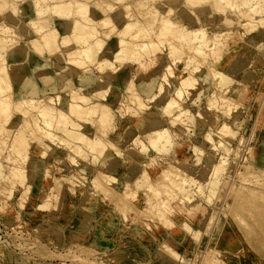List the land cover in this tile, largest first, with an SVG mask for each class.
I'll list each match as a JSON object with an SVG mask.
<instances>
[{"label": "rangeland", "instance_id": "obj_1", "mask_svg": "<svg viewBox=\"0 0 264 264\" xmlns=\"http://www.w3.org/2000/svg\"><path fill=\"white\" fill-rule=\"evenodd\" d=\"M95 1L99 0H89V4ZM134 1L136 0H110V5L113 6V8L109 6L111 8L109 13L113 15L111 25L116 28L112 27L116 32L114 31V33L112 30L109 34V25L107 26L108 29L105 27L108 22H105L106 25L102 20H100V24L98 22L99 32L102 34L104 30L103 33L108 31V34H104L106 38L103 37L106 42L103 39L93 40L97 43L94 45L98 51L97 58L86 55V52L81 50L82 46L77 42L76 36L74 37V34L70 35L69 33L64 35L70 41L72 40L73 51H67V48L60 46L61 50L58 48L59 51L56 50L55 53L46 52L49 47L48 38L50 39L51 36L58 33L60 39L61 33L66 30V25L72 20L74 21L73 18L86 15L85 10L75 6V10L83 11L82 13L77 11V13L74 6H70V10L73 8L74 11H67L69 15L66 12L63 13L67 15L65 19L64 15L55 8V0H5L4 2L8 3V6L5 9L0 8V40L3 44H0V49L3 51L2 46L4 48V44L8 50L25 48L33 56L28 57L21 69L9 68L8 72L12 73L9 72L11 79L9 82L6 81L8 86L14 85L21 71L31 72L34 66H47L46 75L50 77L54 74L58 75L56 78L63 85V88L53 93L46 89L42 90L43 93L47 94H43V97L39 98L51 97L48 98L51 104L48 106L42 104L41 108L35 110L36 112L31 118L32 122L36 121V116L40 117L38 118L39 121L37 120L38 125L35 122L34 127L26 126L30 123L29 115H25L24 118L21 116L23 112L19 111L26 110L28 107L34 109V106L30 104L19 106L16 97L8 99L9 93H0L2 99L6 97L5 100L3 99L5 103L0 99L1 106L8 108L11 104L10 107H14V105L17 107V109L14 107L15 110H12L13 108L7 109L10 112L4 108L0 110V116L3 119L0 120V133L3 130L10 131L11 125L16 120V124L24 125V131L23 134L20 133L21 135L16 134L14 139L19 135L20 137L25 136V146L27 147L25 152L22 151L21 154L19 153L20 155H16L9 143L0 141V264H264V18H262L264 17V0H261L263 3L260 4H257L258 1L256 0L246 1L244 5L242 4L244 6L241 9L243 13L239 9L232 10L227 5V10L224 11L229 13L227 15L215 7L212 19L209 20L196 19L193 13L179 10L178 15L187 26L205 29V38L207 37L209 40L206 41L203 38L206 44L202 43L201 45H206V47L198 44V41H202V37L198 41H194L189 37L186 40L183 36V40L182 35H175L174 37L173 34L170 35L169 33L168 35L165 30L162 31L163 35L158 31V34L155 35L157 29H151L152 32L149 30L145 33L138 31L136 27L133 29L130 27V30L123 32L121 30L125 29L123 24L127 21L131 22L132 19L128 13L125 14L126 6L124 5L129 4L131 5L129 7L133 9L135 7ZM155 1L167 4V0ZM209 1L214 2V0ZM101 2L103 3L104 0ZM249 2L252 3L250 6ZM190 4L188 2L186 5L191 6L193 3ZM182 8L181 6L180 9ZM150 9L151 7H143L141 4L135 7L133 10L137 12L135 16L139 19L138 23L136 22L137 25L132 23L133 26H138L139 21L146 20ZM72 12L76 13L75 17L72 16ZM98 12L105 15L107 10L101 7L98 8ZM98 12H92L94 19L99 17ZM121 14L123 15L120 16ZM170 14L172 16L173 13ZM44 16L53 18V24L51 23L50 28L43 24ZM36 18L38 19L36 20ZM63 18L65 25L62 23ZM67 18L72 20L69 22ZM226 18L231 19L229 24L226 22ZM250 18L253 20L263 19V21L260 23L261 25L256 23L253 26ZM39 20L43 23H39ZM33 21L34 24L31 23ZM57 21H62L60 22L61 27ZM63 25L65 27H62ZM50 31L52 32L49 35ZM47 32L48 35H46ZM126 32L127 34H125ZM131 32L134 35L133 38L129 37ZM149 33L150 35L153 34V37H146ZM45 36L49 37L46 39ZM167 38L171 39L168 40ZM173 38L177 40L173 41L175 43L171 42ZM120 39H125L124 42L122 41L123 44L120 43L117 46L119 48H114L118 51L112 52L114 46H112L111 41H120ZM133 39L134 46L137 44L136 47L139 46L138 43L148 44L149 42L147 46L152 49L151 55L154 58L158 54V57L151 58L152 60L147 62V60H142L144 57L136 59L141 56L137 51L135 56L134 53L130 55L122 46H125V43L129 41L131 43ZM152 39L154 43L150 44ZM182 40L188 52L185 51L184 45L180 44ZM189 40H192L193 43ZM93 41L92 44H95ZM58 42L62 45L61 40ZM188 42L191 45L197 44L195 47L192 45L195 50L189 46ZM152 45L160 47H157V50L154 47L156 50L154 52ZM169 45L173 46L170 47ZM199 46L203 47L202 50L207 47L211 48L210 50L209 48L204 51L200 50V52L198 51ZM40 47L45 53L38 51ZM158 48L161 49L158 50ZM180 48L181 50L184 49L183 52H179L183 54V58L185 57L184 61L177 53V51H181ZM189 49L192 51L189 52ZM1 50L0 63H4L6 58ZM212 50H216V52ZM70 52L75 54L76 59L70 57ZM197 52H200L202 56ZM204 52L206 53L204 54ZM169 54L173 57L171 58ZM174 54L177 57H174ZM130 56L135 58L132 60ZM161 56L168 62L169 67L161 62ZM207 56L211 61L207 60ZM196 57H198L197 60ZM204 58L206 63H204ZM174 60L177 61L174 62ZM140 61H143V64L146 63L148 67L146 64L142 66ZM179 61L181 63H177ZM198 62H200L199 65ZM191 65H196L194 67L198 71L193 69L194 67L190 68ZM197 65H201V67L199 68ZM110 67L114 68V71ZM75 68L77 73L74 72ZM143 68L147 69L142 72ZM200 69L202 70L200 71ZM157 71L159 72L157 78H151ZM110 74L117 78L110 83V87L106 88L105 85L108 84L106 80L110 78ZM167 76L175 77L168 78ZM123 78L125 80L131 79L135 86L139 85L142 80H146L147 87L154 90L151 89L153 91L150 97L152 101L151 99L145 100L143 103L141 100L138 101V98H130L125 91L120 92L123 89V83L120 80ZM0 80L2 79L0 78ZM221 82L223 83L221 84ZM158 83L164 86L160 85V88ZM68 85L70 86L67 87ZM93 85L104 89L108 95L106 98L119 99V104H110V101H104L107 107L114 110L117 117L114 120L113 132L107 135L109 140L101 139L102 141H100L101 137L99 138L97 135L94 137V140H97V145L94 143L95 148L91 146V140L77 141L76 144L78 145H76L67 138L70 133L76 134L77 132L87 134L89 137H92L95 131L103 135L99 129L103 122L101 123L102 120L99 117H95V115L89 116L90 118L88 116L80 117V113H75V105H72V108L68 102V98L74 94L73 91L78 93L80 87H84L87 94L96 93ZM77 88L79 89L77 90ZM162 89L164 90L162 91ZM178 90L180 91L178 92ZM138 93V96L144 97L141 92ZM3 94L6 95L3 96ZM166 99L168 101L172 99V102L167 103ZM62 102L64 103L62 104ZM135 103L137 104L134 105ZM120 105L123 106V109ZM49 106L64 111L65 115L60 118H64V123L67 126L72 120L70 123L72 127H68L67 132L60 133V135L59 133L56 134L61 140H58L57 143L56 141L54 143L49 141V137H46L49 136L48 132H50L46 128L50 119L46 118L45 121L43 117L46 113L42 112L47 110V107L49 109ZM135 107L138 108H136L138 111H135ZM146 108H150V111L147 109V116L143 112ZM40 113L43 115L38 116ZM65 117L69 118V120L67 119L68 122ZM41 118L44 121L40 124ZM61 119L58 120L63 122ZM191 119L195 125L188 126V121ZM153 120H156L157 124L154 121L155 126H150L148 121ZM141 124H145L143 128ZM43 127L48 131L44 130ZM161 127L164 128L161 129ZM165 128L171 136L170 139L174 147L169 151L171 154L162 153V155L164 154L162 156L157 153L158 143L156 142H158V138L156 140L154 137H157L158 132L161 133ZM127 131H131L132 135H135L129 148L122 144L123 136ZM41 132L46 133V136L42 137ZM150 132L152 135L149 134ZM61 135L68 140H63ZM134 141L136 143H133ZM47 142L50 144L49 146H45L44 143ZM67 143H72L71 146L68 144L70 148ZM81 143L88 147L91 146L90 153L92 155H87L89 150L86 145ZM80 144L83 146H79ZM93 149L94 151L99 150L96 151L97 153H92ZM81 153L85 155L83 154V156ZM155 153L157 154L155 155ZM94 154L99 155L94 156ZM106 154L116 155L117 157H115L120 160L121 166L113 173L114 176L108 177L110 180L113 178L111 181H108L109 179L105 176L99 178L98 183L97 179L100 175L96 172H98L100 165L97 164L102 158L109 156ZM149 154H153L150 157L156 156L155 160L149 159ZM94 159L99 160L98 163ZM78 160L88 165L89 168L85 172H80L79 165L81 164ZM171 164L172 168L169 166ZM160 173L164 175L162 174L163 176H160L162 178L157 179ZM140 178L141 180H138ZM93 179L97 181L92 182ZM102 179L103 184L101 183ZM146 179H151L153 186L151 184V187L148 186L149 188L142 186ZM153 179L157 181H153ZM161 179L165 182L159 181ZM170 179L174 180V183ZM154 182H156L155 186ZM100 183L101 185H99ZM164 183L169 184L172 189L170 187L169 190V186ZM125 186L129 187L128 190L131 191H126ZM156 186L159 187V190ZM163 186L165 188L167 186V188L165 189ZM163 188L166 191H163ZM167 189L173 192V195L178 194L179 196L171 195ZM180 195L183 198H180ZM171 196L175 197L176 200ZM144 208L147 209L144 210ZM148 210L149 212H147ZM158 249L160 250L158 251Z\"/></svg>", "mask_w": 264, "mask_h": 264}, {"label": "bare ground", "instance_id": "obj_2", "mask_svg": "<svg viewBox=\"0 0 264 264\" xmlns=\"http://www.w3.org/2000/svg\"><path fill=\"white\" fill-rule=\"evenodd\" d=\"M5 0H0V8H2V9H5V7L6 6H8V3L6 4V2H4ZM23 1V0H22ZM100 1V2H99ZM99 1H95V2H93V3H91L90 2V4H89V0H55V8H57L58 10H59V13L61 12L62 14L63 13H67V11H69L70 10V6H74V10L76 9V8H78L79 7V9H82L85 13H86V15L84 14L83 15V17L82 16H79V17H76V18H73V19H75L74 21L72 20V22L71 23H69L68 25H66V30H64V32L63 33H61V38L59 39V37H60V35L57 33L55 36H51L50 37V39L48 38V42H49V47H48V50H46V52H56V50L57 51H59V50H61V48H60V46H62L63 48H67L66 50L67 51H73V49H72V46H73V44H72V40L70 41V39H68V37L67 36H65L64 34H66V33H69L70 35L71 34H74V37L76 36V38L78 39L77 40V42L82 46V49L81 50H83L84 51V53L86 52V55H88V56H96L95 58H97V56H98V51H97V49H96V47L94 46V45H96L97 43L95 42V41H98L99 39L101 40V39H103L105 42H106V37H105V35L104 34H106L108 31L107 30H105V31H107V32H105V33H103V31H102V29H100L101 31H102V34L104 35H102L100 32H99V29L97 28V27H99V26H97V24H98V22H99V24H100V20H102L104 23L106 22H108V24L106 25V23H105V27L107 28V26L109 25V31L110 32H108L109 34L111 33V31L113 30L112 29V27H113V25H111L112 23V16L113 15H111L110 13H109V10L111 11V8H109V6H111L112 8H113V6L112 5H110V0H104V2L102 3L101 1L102 0H99ZM138 0H136V1H134V3H135V7H137L138 5H143V7H151V9L149 10V12H148V14H147V16H146V20H144L143 22L141 21H139V24H138V26H133V24H135L136 22L138 23V19L139 18H137L135 15H136V11H134L133 9L135 8H131V7H129V6H131V5H124V6H126L125 7V14L126 13H128V16H131V22L129 23L128 21H127V23H124L123 25V28H125V29H121L123 32H124V30L125 31H128V30H130L129 28L131 27V29H133L134 27H136L137 28V30L138 31H141V32H149V30H151V29H157L156 30V32H155V35L156 34H158L157 33V31L158 32H161V34L163 35V33H162V31H167L166 33L169 35V33H170V35H174V37H175V35H182V39H183V36H184V39H186V40H188L189 38L190 39H192V40H196V41H198V39L200 38L201 39V37H202V41L204 40L203 38H205V29L203 28V27H198V28H193V27H191V26H187L184 22H183V20L180 18V16L178 15V12H179V10H183V11H186V12H189V13H193L194 14V16L196 17V19H205V20H209V19H212V16H213V14H214V11H215V7H217L218 9H220V12H224V11H226L227 10V7L229 6L232 10L233 9H235V10H238L239 9V11L241 10V9H243L244 8V3L246 2V1H250V0H214V2H211V1H209V0H167V4L165 5V4H163L162 2H156L155 0H140V2H137ZM166 1V0H165ZM186 1H187V3L188 2H190L191 4V6H189V5H186L187 3H186ZM252 1V0H251ZM256 1H258V2H256L257 4H260V3H263V1H261V0H256ZM14 2V1H13ZM16 2V1H15ZM36 2V1H35ZM255 2V1H254ZM128 3V2H127ZM10 4V3H9ZM54 4V3H53ZM180 4H182L181 6L183 7L182 9H180ZM216 4H217V6H216ZM218 4H220L219 6H218ZM243 4V5H242ZM247 4V3H246ZM249 4V6L252 4H250V2L248 3ZM248 4L246 5L247 7H248ZM158 5H159V7H158ZM228 5V6H227ZM242 5V6H241ZM264 5V4H263ZM75 6H76V8H75ZM227 6V7H226ZM254 6V5H253ZM255 6H256V4H255ZM101 7H104L106 10H107V13L105 14V15H102V14H100L99 12H98V8H101ZM123 7V6H122ZM155 7V8H154ZM220 7V8H219ZM79 9H77V10H75V12H83L82 10H80L79 11ZM127 9V10H126ZM248 9V8H247ZM252 9V8H251ZM38 10V9H37ZM73 10V8H72V10H70V11H74ZM138 10V9H137ZM222 10V11H221ZM254 10V9H253ZM262 10V9H261ZM40 10H38V12H39ZM118 11V10H117ZM242 11V10H241ZM240 11V12H241ZM245 11V10H244ZM247 11V10H246ZM249 11V10H248ZM258 11V10H257ZM53 12V11H52ZM77 12V13H78ZM92 12H98L99 13V17H97L96 19H94V16H93V14H92ZM123 12V13H124ZM40 13H41V11H40ZM73 13V12H72ZM80 13V14H81ZM170 13H173L172 14V16H171V14ZM225 13V12H224ZM228 12H226L225 14H227ZM242 13H243V11H242ZM241 13V14H242ZM249 13V12H248ZM68 14V13H67ZM75 14L76 13H73L72 14V16H74L75 17ZM80 14H78V15H80ZM120 14V13H119ZM125 14H124V16H125ZM218 14V13H217ZM229 14V13H228ZM227 14V15H228ZM45 15V14H44ZM64 15V14H63ZM69 15V14H68ZM123 14H121L120 16H122ZM247 15V14H246ZM38 16V15H37ZM65 16H67V15H64V18H65ZM71 16V17H72ZM224 16V15H223ZM231 16V15H230ZM250 16V15H249ZM117 17V16H116ZM136 17V18H135ZM255 17V16H254ZM64 18H63V22L62 21H57V23L59 24V26H60V22H62V23H64ZM68 18H70V17H68ZM67 18V20L70 22L71 20H69ZM85 18H87V19H85ZM261 18V17H260ZM262 18H264V17H262ZM38 18H36V20H37ZM40 19V18H39ZM43 19H44V23L43 24H45V26H49L48 28H50L51 27V23L53 24V18H51V17H49V16H44L43 17ZM66 19V18H65ZM120 19H122V18H120ZM233 19V18H232ZM251 19V18H250ZM34 20V19H33ZM35 20V21H36ZM129 20V19H128ZM32 21V20H31ZM40 22L39 23H41V20H39ZM56 21V20H55ZM102 21H101V23H102ZM230 21H231V19L230 18H226V22H228V24L230 23ZM232 21H234V20H232ZM263 21V19H259V20H257V19H251L250 20V22H252V24H253V26H255L256 25V23H257V25H261L260 23ZM36 22H38V21H36ZM67 22V21H66ZM243 22V21H242ZM30 23V22H29ZM31 23H33L34 24V21L33 22H31ZM41 23V24H42ZM56 23V22H55ZM68 23V22H67ZM113 23H114V21H113ZM133 23V24H132ZM137 23H136V25H137ZM35 24H38V23H35ZM249 24V23H248ZM255 24V25H254ZM64 25H65V23H64ZM62 26V27H65V26ZM114 25H116V24H114ZM232 25V24H231ZM247 25V24H246ZM43 27V26H42ZM61 27V26H60ZM101 27H103V26H101ZM106 28H103V29H106ZM114 29H116L115 27H113ZM118 28V27H117ZM4 29V28H3ZM64 29V28H63ZM115 30H113V32H114ZM118 31V30H117ZM131 31H134V30H131ZM154 31V30H153ZM15 32V31H14ZM52 31H50L49 32V35H50V33H51ZM116 32V31H115ZM114 32V33H115ZM130 32V31H129ZM135 32H137V31H135ZM151 32H152V30H151ZM107 33V34H108ZM165 33V34H166ZM102 36H101V35ZM113 34V33H112ZM111 34V35H112ZM121 34V33H120ZM120 34H119V36H120ZM124 34V33H123ZM125 34H127V32L125 33ZM129 34V33H128ZM133 33L131 32L130 34H129V37L131 36V38H133V36L134 35H132ZM140 34V33H139ZM153 34H154V32H153ZM153 34H151L150 35V33H149V35L147 34V36L146 35H144V36H146V37H148V36H151V37H153L152 35ZM14 35V34H13ZM46 35H48V32L46 33ZM116 35V34H115ZM122 35V34H121ZM135 35H138V33L136 34L135 33ZM160 35V34H159ZM64 38H63V37ZM102 38H101V37ZM126 36V35H125ZM165 36V35H164ZM46 37V36H45ZM47 37H49V36H47ZM47 37H46V39H47ZM73 37V38H74ZM103 37H105V38H103ZM126 37H128V35L126 36ZM155 37V36H154ZM169 37H173V36H169ZM177 37V36H176ZM189 37V38H188ZM42 38V37H41ZM93 38V39H92ZM110 38V37H109ZM122 38H125V37H122ZM163 38V37H162ZM166 38V37H165ZM170 38V39H171ZM188 38V39H187ZM149 39H151V38H149ZM148 39V40H149ZM168 40H170L169 38H167ZM175 38H173V40L171 41V42H173V41H177V40H174ZM179 39H180V37H179ZM179 39H178V41H179ZM183 39V40H184ZM5 40V39H4ZM7 40V39H6ZM58 40L60 41H62V45H60V42H58ZM74 40H76L75 38H74ZM93 40H95V41H93ZM108 40V39H107ZM124 40L125 39H120V41H118V40H113V41H111L112 42V46H114V47H112V52H114L115 53V51H118V49H115L114 50V48H119V47H117L120 43H122L123 44V42H124ZM128 40H129V38H128ZM127 40V41H128ZM148 40H147V42H148ZM165 40V39H164ZM183 40L180 42V44L182 45L183 44ZM185 40V42H187ZM192 40H189V41H191L192 43H193V41ZM205 40L207 41V40H209V39H207V37L205 38ZM204 40V41H205ZM211 40V39H210ZM214 40V39H213ZM212 40V41H213ZM216 40V39H215ZM13 41V40H12ZM47 41V40H46ZM92 41L93 42H95V44L93 43L92 44ZM123 41V42H122ZM146 41V40H145ZM151 41V40H150ZM163 41V40H162ZM202 41H198L199 43L198 44H200V46H203V45H201L202 43H205L206 44V42H202ZM75 42V41H74ZM102 42V41H101ZM126 42V41H125ZM133 42H134V39H133V41L130 43V41L128 42V43H125V46L123 45H121L122 46V48L123 47H125L126 48V52H128V53H130V55L131 54H133L134 53V56L136 55L135 54V52L137 51L141 56H139L138 58H136V59H141L142 57H144V58H142V60H147V62H148V60H150L151 58L152 59H155V58H157L158 57V54L153 58V55H151V48H148V44H149V42H148V44H145V43H141V44H139L138 43V45L139 46H137L136 47V45L134 46V44H133ZM201 42V43H200ZM211 42V41H210ZM210 42H209V44H210ZM216 42V41H215ZM2 43V41L0 40V44ZM4 43V42H3ZM12 43V42H11ZM76 43V42H75ZM104 43V42H103ZM102 43V44H103ZM154 43V41H153V39H152V43L150 42V44H153ZM156 44H159V43H157V42H155ZM165 43V42H164ZM173 43H175V42H173ZM189 43V42H188ZM196 43V42H195ZM214 43V42H213ZM111 44V43H110ZM109 44V45H110ZM179 44V45H180ZM1 45H3V44H1ZM6 45H8V44H6ZM35 45V47H36V44H34ZM75 45V44H74ZM180 45V46H181ZM184 46V48H185V51H187L186 50V45L185 44H183ZM193 45V44H192ZM192 45H191V43H189V46L190 47H192ZM197 45V44H196ZM196 45H193L194 47L196 46ZM208 45V44H207ZM213 45V44H212ZM22 46V45H21ZM25 46V45H24ZM24 46H23V48H24ZM45 46V45H44ZM153 46V45H152ZM170 46V45H169ZM171 46H173V45H171ZM170 46V47H171ZM175 46V45H174ZM199 46V50L198 51H200V50H202L201 48H203V47H206V45L205 46H203V47H200ZM20 47V46H19ZM26 47V46H25ZM46 47V46H45ZM44 47V48H45ZM74 47V46H73ZM76 47V46H75ZM154 47H156V45L155 46H153V49H154V52L157 50V47H160V46H157L156 47V50H155V48ZM162 47V46H161ZM163 47H164V45H163ZM182 47V46H181ZM8 47H6L5 48V44H4V48H3V46H2V49H3V54H5V58H6V60H5V62L4 63H0V78L2 79V80H0V93L2 92H4V93H9L8 95H7V97H8V99L11 97V99H14L15 97H16V99H18V102H17V105H26V104H30L31 106L33 105L34 106V109L33 108H30L29 109V107L28 108H26V110H24V109H22V111L21 110H19L20 112H23L22 114H21V116L22 117H26L25 115H29V121H30V123L27 125L26 124V126H28V127H34L35 125H34V123L35 124H37V122L39 121L38 120V118L40 117L39 115H43L42 113H46V114H44V117H43V119L45 120L46 118L47 119H50V121L48 122L49 123V125L47 124V127L46 128H48L49 129V131L50 132H48V134H49V136H46V133H42V137L43 136H46L47 138L49 137V141H51V142H55L56 141V143H57V141L59 140V138H58V136L60 135V133H62L63 134V132H65L66 130H68V127L70 128V127H72L71 125H70V123H71V121H70V123H68V126H67V124H65L64 122H65V120H64V118L63 119H61L60 117L61 116H64L65 114L61 111V110H58V109H55V108H53V107H50L49 106V109H48V107H47V110H48V112H46L47 110L45 109L42 113H40V114H38V116L39 117H37L36 116V118L34 117V120L36 119V121H33L32 122V120H31V118H33L32 116H33V114L36 112L35 110L36 109H38V108H41V106H43V105H49V104H51V103H49V100H48V98H51V97H46L45 96V99L44 98H39V97H41L43 94H47V93H43V91L42 90H49V91H51L52 93L53 92H56V90H58V89H60V88H63V85L57 80V78L56 77H58V75H56V74H54V75H52L51 77L50 76H48V75H46V68H47V66L46 67H37V66H34L33 67V70L31 71V72H26V71H24V72H20L19 73V76H18V80L16 79V81L14 82V85L13 86H11V87H9L8 86V83L7 82H9V79H11L10 78V75H9V72H8V70H9V68L10 69H13V70H15V69H21L22 68V66H24V63H25V61L28 59V57H30V56H32L31 54H30V51L28 50V51H26V49L24 48V49H17V50H8L7 49ZM22 48V47H21ZM38 48V47H37ZM58 48H59V50H58ZM111 48V47H110ZM121 48V49H122ZM187 48H188V45H187ZM193 48V47H192ZM191 48V49H192ZM198 48V47H197ZM207 48H209V50H210V48L211 47H207ZM206 48V49H207ZM105 49V48H104ZM150 49V50H149ZM161 48H158V50H160ZM169 49V48H168ZM194 49V48H193ZM206 49H203L202 51H204V50H206ZM37 50V49H36ZM75 50H77V48H75ZM74 50V51H75ZM124 50V49H123ZM123 50H122V52H123ZM162 50H163V48H162ZM179 50H181V48L179 49ZM195 50V49H194ZM217 50V49H216ZM216 50H214L215 52H216ZM38 51L40 52V53H45L44 52V50L43 49H41V47H40V49H38ZM82 51V52H83ZM104 51V50H103ZM103 51L101 52L102 54H103ZM125 51V50H124ZM151 51V52H150ZM171 51V50H170ZM173 51V50H172ZM171 51V52H172ZM184 51V49H182L181 51H177V53H179V52H183ZM192 50H190L189 49V52H191ZM213 51V50H212ZM212 51H211V53H212ZM213 51V52H214ZM218 51V50H217ZM35 52V51H34ZM37 52V51H36ZM76 52V51H75ZM188 52V51H187ZM201 52V51H200ZM199 52V53H200ZM38 53V52H37ZM60 53V52H59ZM58 53V54H59ZM107 53V52H106ZM106 53H104V54H106ZM124 53V52H123ZM198 53V52H197ZM198 53V54H199ZM206 52H204V54H205ZM208 53H210V52H208ZM210 53V54H211ZM0 54H2V53H0ZM57 54V53H56ZM57 54V55H58ZM69 54V53H68ZM70 54H71V58H75L76 59V57H75V54L74 53H71L70 52ZM125 54H127V53H125ZM153 54V53H152ZM186 53H184V56H186L185 55ZM188 54V53H187ZM201 54V53H200ZM33 55H34V53H33ZM40 55H42V54H40ZM62 55V54H61ZM171 55H173L172 53H171ZM179 55L181 56V58H182V60L184 61V58L182 57V53L180 54L179 53ZM178 55V56H179ZM63 56V55H62ZM61 56V57H62ZM73 56V57H72ZM87 56V57H88ZM101 56V55H100ZM99 56V58H101ZM103 56V55H102ZM105 56V55H104ZM125 56V55H124ZM127 57H128V55H126ZM133 56V57H134ZM138 56V55H137ZM136 56V57H137ZM160 56V55H159ZM169 56H170V54H169ZM189 56H192V55H189ZM189 56H188V58H189ZM201 56H202V54H201ZM200 56V57H201ZM204 56V55H203ZM206 56V55H205ZM209 56V55H208ZM208 56H207V58H208ZM33 57V56H32ZM36 57V56H35ZM171 58L173 57V56H170ZM174 57H177V55H175L174 54ZM199 57V56H198ZM198 57H196V60H197V58ZM210 57V56H209ZM4 58V56L2 57V59ZM45 58V57H44ZM84 58V57H83ZM129 58V57H128ZM130 58L133 60L134 58H132L131 56H130ZM160 58H162L161 59V62L162 63H164V65H168V62H166L165 61V58L163 57V56H161ZM180 58V57H179ZM178 58V60H181V59H179ZM187 58V59H188ZM192 58V57H191ZM195 58V57H194ZM32 59V58H31ZM135 59V60H136ZM151 59V60H152ZM174 59V58H173ZM173 59H172V61H173ZM177 59V58H176ZM193 59V58H192ZM200 59V58H199ZM202 59V58H201ZM1 60V59H0ZM204 61L206 60L205 58L203 59ZM208 61L210 60V58H208L207 59ZM34 61V60H33ZM39 60H37V62H38ZM138 61V60H137ZM175 61H177V60H174V62ZM187 61V60H186ZM191 61H193V60H191ZM204 61H202V62H204ZM208 61H207V64H208ZM211 61V60H210ZM31 62V61H30ZM40 62V61H39ZM78 62V61H77ZM83 62V61H82ZM97 62V61H96ZM107 62V61H106ZM139 62V61H138ZM193 62H196V61H193ZM201 62V61H200ZM200 62H198V65L200 64ZM41 63H42V61H41ZM86 63V62H85ZM85 63H84V66H85ZM140 63H142L141 65L143 66V65H145V64H143V61L141 62L140 61ZM172 63V62H171ZM177 63H181V61H179V62H177ZM197 63V62H196ZM204 63H206V61L204 62ZM33 64V63H32ZM78 64H79V62H78ZM77 64V65H78ZM109 64V63H108ZM122 64V63H121ZM37 65H38V63H37ZM41 65V64H40ZM43 65V64H42ZM41 65V66H42ZM80 65V64H79ZM140 65V66H141ZM197 65V66H198ZM202 65V64H201ZM201 65L200 66H198L199 68L201 67ZM81 66V65H80ZM83 66V67H84ZM111 66V65H110ZM142 66H141V68H142ZM146 66H147V64H146ZM145 66V67H146ZM170 65H168L167 67H169ZM194 66H196V65H194ZM194 66H190V68L191 67H194ZM204 66H205V64H204ZM210 66V65H209ZM148 67V66H147ZM173 67V66H172ZM211 67V66H210ZM111 69H113V71H114V68H112V67H110ZM140 68V69H141ZM171 68V67H170ZM189 68V67H188ZM188 68H187V70H188ZM189 68V69H190ZM105 69H107V68H105ZM121 69V68H120ZM144 69H147V68H143V70H141L142 72L144 71ZM171 69H173V68H171ZM193 69H195V70H197L198 71V69H196L195 67L193 68ZM76 68H75V71H74V69H73V71L75 72V73H77L76 72ZM165 70H167L166 68H165ZM169 71L168 72H170V69H168ZM192 70V69H191ZM190 70V71H191ZM202 69H200V71H201ZM204 70V69H203ZM88 71V70H87ZM103 71V70H102ZM105 71V70H104ZM89 72V71H88ZM106 72H107V70H106ZM109 72V71H108ZM10 73H12V72H10ZM117 73V72H116ZM163 73V75H164V72H162ZM166 73V72H165ZM216 73V72H215ZM73 74V73H72ZM93 74V73H92ZM108 74V73H107ZM112 74V73H111ZM110 74V78L108 79L107 78V80H106V82H108V84H104L105 86H106V88L107 87H110V83H112L113 81H114V79L115 78H117V77H115V76H112ZM169 74V73H168ZM167 74V75H168ZM174 74V72L172 73V75ZM190 74V73H189ZM217 74V73H216ZM215 74V75H216ZM116 75V74H115ZM159 75V72L157 71L156 73H155V75H152L151 76V78H157V76ZM162 75V76H163ZM214 75V74H213ZM16 76V77H17ZM77 76V75H76ZM177 76V75H176ZM218 76V75H217ZM12 78H13V76H11ZM15 77V78H16ZM91 77V76H90ZM89 77V78H90ZM136 77V76H135ZM168 78H171V77H169V76H167ZM175 76H173L172 78H174ZM189 77V76H188ZM208 77V76H207ZM102 79H104L103 77H101ZM133 78V77H132ZM162 78V77H161ZM204 78V77H203ZM226 78H228V77H226ZM226 78H225V80H226ZM88 79V78H87ZM214 79H216V78H214ZM164 80V79H163ZM183 80V79H182ZM189 80V79H188ZM7 81V82H6ZM97 81V80H96ZM96 81H94V82H96ZM105 81V80H104ZM122 83H123V89L122 90H120V92L121 91H125V93H127V95L130 97V98H133V99H139L138 101H140L141 100V102H143V103H145L144 101L146 100H150L151 98V95L153 94V88H151L150 86V88L153 90H151V89H149L148 87H147V85H146V80H142V82L139 84V85H137V86H135L134 85V83L131 81V79H129V80H125V78H123V79H121L120 80ZM147 81H151V80H147ZM162 81V80H161ZM166 81V80H165ZM223 81V80H222ZM98 82H100V81H98ZM166 82H169V81H166ZM171 82V81H170ZM169 82V83H170ZM223 82H225V81H223ZM223 82H221V84L223 83ZM71 83V82H70ZM69 83V84H70ZM155 83H157V82H155ZM182 83V82H181ZM184 83V82H183ZM220 83V82H219ZM97 84V83H96ZM102 84V83H101ZM154 84V83H153ZM159 84V83H158ZM97 85H99V84H97ZM97 85H93L94 87V89H95V92L96 93H93V95L92 94H87V90L85 91V89H84V87H80V89L79 88H77V90L79 89V92L78 93H75V91H73L74 92V94L72 95V97L70 98H68L69 99V106H71L72 107V105L75 107V113H80L79 114V116L81 117V116H88V118H90L89 116H91V117H93L94 115H95V117H99L102 121H101V123H102V125L100 126V131L102 132V134L103 135H101V134H99V133H96V131H95V133L93 134V136L92 137H89V136H87V134H84V133H76V134H72V133H70V135H68L67 136V138L71 141V142H73V143H78L77 141H89V140H91L89 143L91 144V146L92 147H96V139L94 140V137L97 135L99 138H100V141H102L101 139H103V140H109L108 138L109 137H107V135H109V134H111L112 132H113V130H114V128H113V124H114V120H115V118L117 117L116 116V114H115V112H114V110L112 109V108H109V107H107L106 106V104L104 103V101L105 100H108V101H110L111 103L110 104H112V103H114V104H119V102H118V98H106L108 95L105 93V90L104 89H100ZM157 85V84H156ZM160 85H161V83L159 84V87H160ZM163 85V84H162ZM161 85V86H162ZM174 85V84H173ZM183 85V84H182ZM187 85H188V83H187ZM220 85V84H219ZM70 85H68L67 87H69ZM71 86H73V85H71ZM100 86V85H99ZM104 86V87H105ZM146 86V87H145ZM164 86V85H163ZM13 87V88H12ZM74 87V86H73ZM72 87V88H73ZM77 87V86H76ZM97 87V88H96ZM155 87V86H154ZM173 87V86H172ZM180 87V86H179ZM184 87V86H183ZM75 88V87H74ZM82 88H83V90H82ZM161 88V87H160ZM165 88V87H164ZM182 88V87H181ZM65 89V88H64ZM111 89V88H110ZM157 89V88H156ZM166 89V88H165ZM180 89V88H179ZM75 90V89H74ZM81 90V91H80ZM119 90V89H118ZM164 89H162V91H163ZM167 90V89H166ZM182 90V89H181ZM184 90V89H183ZM72 91V90H71ZM177 91V90H176ZM180 90H178V92H179ZM58 92V91H57ZM138 92H141L142 93V95L144 96V97H140V96H138ZM160 92V91H159ZM167 92V91H166ZM165 92V94H167ZM178 92H177V94H178ZM1 93V94H2ZM70 93V94H71ZM160 94H162V93H160ZM160 94H159V96H160ZM180 94H181V92H180ZM6 95V94H5ZM4 94H3V96H5ZM183 95V94H182ZM48 96V95H47ZM158 96V95H157ZM162 96V95H161ZM167 96H169V95H167ZM179 96V95H178ZM0 99L2 100V102L3 103H5L4 102V100L6 99V97H4L3 99H2V96L0 95ZM13 97V98H12ZM43 97V96H42ZM118 97V96H117ZM129 97H128V100H129ZM164 97V96H163ZM103 98H106V99H103ZM154 98V97H153ZM161 97H159V99H160ZM213 98V97H212ZM127 99V98H126ZM155 99H157L156 97H155ZM164 99V98H163ZM0 100V101H1ZM48 100V101H47ZM154 100V99H153ZM161 100V99H160ZM8 101H10V100H8ZM7 101V102H8ZM14 101V100H13ZM137 101V100H136ZM137 101V102H138ZM151 101H152V99H151ZM155 101V100H154ZM157 101V100H156ZM166 101H168L167 99H166ZM200 101V100H199ZM15 102H16V100H15ZM14 102V103H15ZM118 102V103H117ZM170 102H172V99H169V101L167 102V103H170ZM1 103V102H0ZM64 102H62V104H63ZM148 103H149V101H148ZM163 103V102H162ZM165 103V102H164ZM163 103V104H164ZM9 104H10V102H9ZM43 104V105H42ZM59 104V103H58ZM121 104V103H120ZM137 103H135L134 105H136ZM166 104V103H165ZM177 104V103H176ZM5 105V104H4ZM7 105H8V103H7ZM24 105V106H25ZM30 105H27V106H30ZM162 105V104H161ZM167 105V104H166ZM175 105V104H174ZM11 106V104L9 105V107L8 108H5V107H3V106H1V104H0V110L2 109V108H4V109H6V111H9V110H7V109H9V108H13L12 110H15L14 109V107L17 109V107H16V105H14V107L12 106V107H10ZM30 106V107H31ZM114 106V105H113ZM118 106V105H117ZM121 106V105H120ZM147 106V105H146ZM7 107V106H6ZM55 107V106H54ZM123 106H121V108H122ZM130 107V106H129ZM144 107V106H143ZM150 107V106H149ZM163 107V106H162ZM73 108V107H72ZM118 108V107H117ZM126 108V106L124 107V109ZM137 107H135V109H136ZM169 108V107H168ZM43 109V108H42ZM123 109V108H122ZM138 109V108H137ZM135 110V111H138V110ZM147 109H149V111H150V108H146V110L145 111H143V112H145V114H146V116L148 115L147 114ZM152 109V108H151ZM170 109H171V107H170ZM24 110V111H23ZM164 110H166V109H164ZM204 110V109H203ZM38 111V110H37ZM154 111V110H153ZM182 111V110H181ZM10 112V111H9ZM11 112H13V111H11ZM72 112V111H71ZM70 112V113H71ZM125 112V111H124ZM152 112V111H151ZM6 113V112H5ZM14 113V112H13ZM134 113V112H133ZM157 113H159V112H157ZM0 114H1V112H0ZM7 114L9 115V113L7 112ZM150 114V113H149ZM155 114V113H154ZM183 114V113H182ZM3 115L5 116V114L3 113ZM7 115V116H8ZM13 115V114H12ZM15 115V114H14ZM13 115V116H14ZM37 115V114H36ZM67 115V114H66ZM78 115V114H77ZM133 115V114H132ZM198 115V114H197ZM202 115V114H201ZM12 116V117H13ZM150 116V115H149ZM152 116H153V114H152ZM6 117V116H5ZM11 117V118H12ZM77 117V116H76ZM175 117V116H174ZM9 118V117H8ZM24 118H22V119H24ZM66 118V117H65ZM79 118V117H78ZM153 118V117H152ZM2 118H1V116H0V120H1ZM58 119H61V120H63V122H60ZM69 120V118H66V120ZM86 119H87V117H86ZM150 119H151V117H150ZM190 119V118H189ZM3 120V119H2ZM1 120V121H2ZM9 120V119H8ZM13 120V119H12ZM38 120V121H37ZM41 120H42V118H41ZM44 120H42V121H40V124H41V122H43ZM68 120H67V122H68ZM88 120H91V119H88ZM94 120V119H93ZM95 120H96V118H95ZM157 120V119H156ZM156 120H153V121H148V124L150 125V126H155V123H156ZM159 120V119H158ZM1 121H0V123H1ZM15 122H16V120H14ZM25 121V120H24ZM24 121H22V122H24ZM46 121V120H45ZM144 121V120H143ZM154 121H155V123H154ZM13 123L12 125H11V130L10 131H5V130H3V132H1L0 134H1V136H0V141H3V142H5L6 144L7 143H9V145L11 146V148H12V151H14V152H16V155H20L21 153H22V151H24L25 152V150H26V146H25V136H21L20 137V135L21 134H23V131H24V125L23 124H21V123H19V124H16V123ZM27 122H28V120H27ZM66 122V123H67ZM162 122V121H161ZM174 122V121H173ZM78 123V122H77ZM3 124V123H2ZM25 124V123H24ZM40 124H39V126H40ZM43 124V123H42ZM157 124V123H156ZM161 124V123H160ZM194 123H193V120L191 119V120H189L188 121V126H192ZM38 125V124H37ZM36 125V126H37ZM70 125V126H69ZM76 125V124H75ZM81 125V124H80ZM145 124H141V127L143 128V126H144ZM148 125V126H149ZM195 125V124H194ZM79 126V125H78ZM147 126V125H146ZM145 126V127H146ZM149 126V127H150ZM38 127V126H37ZM42 127V126H41ZM40 127V128H41ZM45 127V126H44ZM43 127V128H44ZM81 127V126H80ZM144 127V128H145ZM157 127V126H156ZM159 127V126H158ZM168 127V126H167ZM39 128V127H38ZM46 128H44V130L46 129ZM79 128V127H78ZM153 128V127H152ZM162 128H164V127H161V129ZM33 129V128H32ZM48 129H46V131H48ZM75 129V128H74ZM74 129H73V131H74ZM166 129V128H165ZM161 130L162 132L161 133H159L158 132V134H157V137H154V139L156 138V140H157V138H158V142H156V143H158V145H157V148H158V152L157 153H159L158 155H162V153H168V154H171V153H169V151H171L172 150V148L174 147L173 146V142H172V140L170 139V134H169V132L167 131V129L166 130ZM42 130V129H41ZM40 130V131H41ZM72 130V129H71ZM145 130V129H144ZM156 130V129H155ZM160 130V129H159ZM22 131V132H21ZM156 131H158V130H156ZM156 131H153V132H156ZM32 132V131H31ZM39 132V131H38ZM67 132V131H66ZM70 132V131H69ZM68 132V133H69ZM21 133V134H20ZM36 133V132H35ZM41 133H40V135H41ZM59 133V135L57 136L56 134H58ZM136 133H137V131H136ZM144 133V132H143ZM223 133H224V131H223ZM18 135V134H20L19 135V137H17V138H15L14 139V137H16L15 135ZM65 134V133H64ZM134 134V133H133ZM138 134V133H137ZM140 134H141V132H140ZM139 134V135H140ZM149 134H151V132L149 133ZM155 134V133H154ZM3 135V136H2ZM37 135H39V134H37ZM143 135V134H142ZM152 135V134H151ZM62 136V135H61ZM96 136V137H97ZM135 135H132V133H131V131H127V132H125V135L123 136V140H122V144H123V146L125 145V146H127L128 148L130 147V142H132L133 140H134V137ZM137 136V135H136ZM146 136V135H145ZM155 136V135H154ZM41 137V136H40ZM150 137V136H149ZM148 137V138H149ZM62 138H63V136H62ZM39 139V138H38ZM46 139V138H45ZM68 139H64L63 138V140H68ZM98 139V138H97ZM137 140V139H136ZM7 141V142H6ZM59 141H61V140H59ZM160 141V142H159ZM42 142V141H41ZM106 142H108L109 143V141H106ZM59 143V142H58ZM85 143V142H84ZM84 143H81V144H83V145H86V144H84ZM89 143H87L88 145H89ZM96 145H95V144ZM107 143V144H108ZM133 143H136V141H134ZM133 143H132V145H133ZM155 143V142H154ZM45 144V146H49L50 144L47 142V143H44ZM72 145V143H67V145ZM74 144V145H75ZM79 145V146H83V145ZM94 144V145H93ZM103 144H104V142H103ZM111 144V143H110ZM140 144V143H139ZM27 145V144H26ZM55 145V144H54ZM66 145V144H65ZM68 145V147L70 148V146ZM76 145H78V144H76ZM152 145V144H151ZM155 145V144H154ZM28 146V145H27ZM87 146V145H86ZM90 145H89V147L87 146V149L89 150V154H87L88 156L89 155H92L91 153H90V147H91ZM105 146H106V143H105ZM105 146H103V147H105ZM111 146V145H110ZM136 146V145H135ZM73 147V146H72ZM71 147V148H72ZM78 147V146H77ZM77 147H75V148H77ZM102 147V148H103ZM115 147H116V149H117V146L115 145ZM155 147H156V145H155ZM82 148H84V147H82ZM99 148V147H98ZM100 148H101V146H100ZM157 148H155V149H157ZM79 150H84V149H80V148H78ZM106 149V148H105ZM75 150V149H74ZM92 150V149H91ZM99 149H97L96 151H98ZM196 150H197V148H196ZM45 151V150H44ZM77 151V150H76ZM76 151H74V152H76ZM84 151H86V150H84ZM84 151H78V152H84ZM96 151H94V149H93V151H91L92 153L94 152V153H97ZM100 151H102V150H100ZM3 152H7V151H3ZM73 152V151H72ZM86 152H88V151H86ZM86 152H84V153H86ZM20 153V154H19ZM84 153H81L82 155L84 154ZM99 153V152H98ZM100 153H102V152H100ZM157 153H155V155L157 154ZM5 154V153H4ZM13 154V153H12ZM24 154V153H23ZM77 154H79V153H77ZM122 154V153H121ZM14 156H15V154H13ZM12 155V156H13ZM75 155V154H74ZM73 155V156H74ZM85 155V154H84ZM83 155V156H84ZM86 155V156H87ZM98 156L97 154H94V156ZM106 155H109V154H106ZM150 155H152L153 156V154H149L148 156H149V159H154V158H156V156L155 157H150ZM157 155V158L159 157ZM82 156V157H83ZM85 156V157H86ZM116 156V155H115ZM115 156H113V155H109V156H106V157H104V158H102L101 160H100V162L98 163V161L99 160H95L96 161V163H98L97 165L99 166L100 165V168L97 170L98 172H96L98 175H100L99 177H98V183H99V178H103V177H105L106 176V178H108V177H112V176H114L113 175V173H115L117 170H118V168L121 166V163H120V160L118 159V158H116ZM162 156H164V154L162 155ZM264 156V155H263ZM23 157V156H22ZM75 157H76V155H75ZM79 157V156H78ZM14 159H15V157H13ZM80 158V157H79ZM78 158V159H79ZM94 158V157H93ZM1 159V158H0ZM76 159H77V157H76ZM97 159V158H96ZM99 159V158H98ZM148 159V161L150 162V160ZM264 159V158H263ZM155 160V159H154ZM14 161V160H13ZM12 161V162H13ZM79 161V164H81V165H79L80 167H79V169H80V172L82 173L83 171L85 172L89 167H88V165H86L85 163H83V162H81L80 160H78ZM94 161V162H95ZM152 161V160H151ZM11 162V163H12ZM95 163V164H96ZM98 166H96V167H98ZM169 166H171V168L173 167L172 166V164L171 165H169ZM14 167V166H13ZM12 167V168H13ZM138 167V166H137ZM21 168V167H20ZM168 169V168H167ZM166 169V170H167ZM23 170V169H22ZM145 170H146V168H145ZM148 171V170H147ZM263 171V170H262ZM143 172H145V171H143ZM164 172V171H163ZM167 172V171H166ZM27 173V172H26ZM169 173V172H168ZM173 173V172H172ZM144 174V173H143ZM163 173H160L158 176L159 177H157V179L158 178H162V177H160L161 175H162ZM165 174H167V173H165ZM98 175H96V176H98ZM147 175V174H146ZM164 175V174H163ZM162 175V176H163ZM167 175H170V174H167ZM102 176V177H101ZM148 176V175H147ZM172 176H173V174H172ZM183 176V175H182ZM75 177V176H74ZM176 177H177V175H176ZM186 177V176H185ZM68 178H70V177H68ZM72 178V177H71ZM94 178H95V176H94ZM106 178H104V180H106ZM164 178V177H163ZM173 178V177H172ZM171 178V179H172ZM95 179V180H96ZM109 179V178H108ZM113 179V178H112ZM111 179V180H112ZM116 179V178H115ZM114 179V180H115ZM145 179V178H144ZM170 179V180H171ZM182 179V178H181ZM94 179L92 180V182L93 181H95ZM96 180V181H97ZM110 179L108 180V181H111ZM138 180H141V178L140 179H138ZM151 179H146V180H144V182H143V184H142V182H141V184H142V186H146V187H148V186H150V184H151V181H150ZM163 179H161V180H159V181H162ZM177 180V179H176ZM191 180V179H190ZM102 182V184H103V179L101 180ZM135 181V180H134ZM143 181V180H142ZM153 181H157L156 179L154 180L153 179ZM173 181V183H174V180H171V182ZM177 181H179V180H177ZM177 181H175V182H177ZM137 182V181H136ZM139 182V181H138ZM137 182V183H138ZM163 182H165V181H162V183ZM181 182V181H180ZM187 182V181H186ZM101 183L99 184V185H101ZM136 183V184H137ZM155 183L156 182H154V186H155ZM160 183V182H159ZM158 183V184H159ZM170 183V182H169ZM172 183V184H173ZM184 183V182H183ZM196 183V182H195ZM96 184V183H95ZM129 184V183H128ZM128 184H126V185H128ZM132 184H133V182H132ZM131 184V185H132ZM135 184V185H136ZM161 184V183H160ZM164 184H167V183H164ZM171 184V185H172ZM177 184H179V183H177ZM152 186H153V184H151ZM157 185V184H156ZM168 186H169V184H167ZM103 186V185H102ZM105 186V185H104ZM129 186V185H128ZM130 187V186H129ZM128 187V188H129ZM151 187V186H150ZM157 187V186H156ZM164 188H165V186H163ZM170 187L171 186H169V190H170ZM108 188V187H107ZM127 187L125 186V189H126ZM128 188L126 189V191H128V192H130L129 190H128ZM137 188H138V185H137ZM149 188V187H148ZM155 188V187H154ZM162 188V187H161ZM163 188V189H164ZM166 188H167V186H166ZM165 188V189H166ZM213 188V187H212ZM112 189V188H111ZM125 189H124V191H125ZM132 189V188H131ZM147 189V188H146ZM157 189L159 190V187H157ZM156 189V190H157ZM163 190V191H166V190ZM171 189H172V187H171ZM103 190V189H102ZM134 190V189H133ZM154 190V189H153ZM168 190V189H167ZM168 190V191H169ZM162 191V192H163ZM152 193H153V191H151ZM160 192V191H159ZM170 192V191H169ZM180 192V191H179ZM119 193V192H118ZM125 193V192H124ZM156 193H157V191H156ZM173 192H170V194L171 195H173L172 194ZM120 194V193H119ZM118 194V195H119ZM125 194H127V193H125ZM150 194V193H149ZM149 194H147V195H149ZM155 194V193H154ZM176 194V193H175ZM181 194V193H180ZM186 194V193H185ZM128 195V194H127ZM130 195V194H129ZM166 195H169V194H166ZM183 195V194H182ZM189 195V194H188ZM120 196H121V194H120ZM123 196H124V194H123ZM157 196V195H156ZM155 196V197H156ZM173 196H179L178 194H176V195H173ZM173 196H171V197H173ZM186 196H187V194H186ZM126 198H127V196H125ZM148 197V196H147ZM152 197H153V194H152ZM151 197V198H152ZM170 197V198H171ZM184 197H185V195H184ZM188 197V196H187ZM186 197V198H187ZM122 198V197H121ZM157 198V197H156ZM167 198H169L168 196H167ZM175 200H176V198L175 197H173ZM180 198H183V197H181V195H180ZM190 198V197H189ZM149 199V198H148ZM171 200V199H170ZM173 200V199H172ZM183 200V199H182ZM189 200V199H188ZM208 200V199H207ZM148 201V200H147ZM159 201V200H158ZM169 201V200H168ZM170 202V201H169ZM156 204V203H155ZM169 204V203H168ZM63 206V205H62ZM155 206V205H154ZM158 206V205H157ZM165 206H168V205H165ZM162 207V206H161ZM145 209H147V208H144V210ZM153 210V209H152ZM154 210H156V209H154ZM144 212V211H143ZM147 212H149V210L147 211ZM158 212V211H157ZM160 212V211H159ZM145 213V212H144ZM151 213V212H150ZM152 213H153V211H152ZM155 215V214H154ZM153 215V216H154ZM147 216V215H146ZM160 216V215H159ZM145 217V216H144ZM242 219V218H241ZM167 225V224H166ZM170 239V238H169ZM172 239V238H171ZM170 241V240H169ZM165 245V244H164ZM168 245V244H167ZM170 245H171V241H170ZM166 248V247H165ZM160 249H158V251H159ZM156 252V251H155ZM156 254H157V252H156ZM162 254V253H161ZM155 255V254H154ZM158 255V254H157ZM164 255V254H163ZM161 256V255H160ZM164 257V256H163ZM154 258V257H153Z\"/></svg>", "mask_w": 264, "mask_h": 264}]
</instances>
